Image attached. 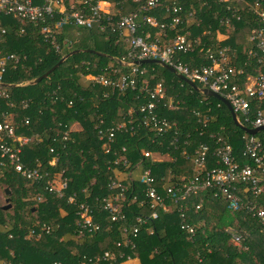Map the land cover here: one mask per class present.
I'll return each instance as SVG.
<instances>
[{
  "label": "trees",
  "instance_id": "1",
  "mask_svg": "<svg viewBox=\"0 0 264 264\" xmlns=\"http://www.w3.org/2000/svg\"><path fill=\"white\" fill-rule=\"evenodd\" d=\"M98 1L112 4L123 15L136 8L131 0H94ZM178 2L184 13H192L188 23L178 27L179 32L190 31L205 46H228L234 53L231 64L236 69L244 74H264V64H257L246 55L253 47L247 42V35L257 26L252 8L256 3L264 11V0H232L230 9L235 11V16L230 18L227 27L219 23L226 15L219 5L208 0ZM164 4L162 0L156 9L158 14L154 15L167 20L169 14L163 10ZM0 27L5 29L0 40V57L13 54L19 59L15 66L7 63L1 76V83L10 87H0L7 95V98L0 97V122L11 121L14 135L29 138L21 153L24 167L36 168L48 177L58 174L66 180L61 197H57L45 191L46 178L32 183L13 172L7 163L0 168V264H90L88 259L100 257L104 252L108 259L99 264H120L126 257L136 259L138 264H264V235L256 220L243 211L230 213L222 200L209 195L191 198L186 208L180 205L183 220L179 219V206L165 201L169 212L158 210L156 220L146 221L131 238L132 250L117 246L130 237L129 227L135 216L147 218L149 215L147 207L139 205L145 201L144 186L139 183V176H132L135 170L140 175L148 169L157 182L189 176L192 151L201 143L213 149L210 134L229 144L237 155L243 132L233 124L222 103L197 93L154 64L134 66L136 87L133 90L111 94L106 88L83 82L82 78L88 75H108L110 69L125 75L133 73L132 68L119 62L130 48L115 33L63 25L53 35L58 46L55 51L37 29L17 19L0 15ZM21 28L24 32L20 34ZM141 32H148L153 38L156 30L140 26ZM172 35L168 33L167 37ZM73 50L86 52L70 56L38 83L26 84ZM176 58L193 66L201 64L202 54L195 51ZM157 80H162L163 98L156 103V113L175 125L160 137L137 124L140 118L137 109L147 101L143 82L151 90ZM122 118L131 123L126 131L116 134L113 149L125 146L127 162L126 166H114L115 158L103 152L94 128L98 120H102L105 128ZM238 120L246 126L241 117ZM72 126L78 129L71 130ZM49 149L53 152L49 153ZM183 149L186 156L181 155ZM145 151L159 152L169 159L151 162L143 157ZM53 158L54 164L49 165ZM113 169L126 176L122 181L126 190L122 201L123 219L109 223L97 200L116 193L108 189ZM156 188L161 194L158 184ZM69 197H73V202H68ZM79 203L91 206L100 230L75 239V213ZM5 205L10 207L3 210ZM180 222L193 228L191 236L179 228ZM42 224L50 228L48 234H42L39 239L28 236L30 230L36 231ZM228 228L245 238L240 247L228 242Z\"/></svg>",
  "mask_w": 264,
  "mask_h": 264
},
{
  "label": "built area",
  "instance_id": "2",
  "mask_svg": "<svg viewBox=\"0 0 264 264\" xmlns=\"http://www.w3.org/2000/svg\"><path fill=\"white\" fill-rule=\"evenodd\" d=\"M0 0V15L17 19L22 24H28L37 29L45 42L58 51V46L53 40L55 32L63 25L79 28H96L100 32L115 33L130 48L126 57L119 61L126 67L132 68V74H122L117 69H110L108 75L85 76L83 82L106 88L111 94L123 92L136 87L133 62L143 60H156L170 67L176 74L183 76L193 84L201 85L208 91L219 95L227 101L239 124L238 116L242 118L247 129H258L254 135L243 132L240 137L241 148L234 155L229 144L221 138L209 135L213 141V149L208 145L199 144L190 158L191 173L189 176H179L173 181L160 179L158 182L145 169L139 175L138 181L144 186L143 196L145 201L139 203L149 210L147 218L135 216L129 227L130 237H126L117 246L133 249L131 238L135 237L146 221L157 219V211L169 212L165 201L179 206V219L184 218L182 207L193 197L209 195L213 199L222 200L226 210L230 213L243 211L248 217L256 220L260 232L264 235V74H244L241 69H236L231 61L234 59L233 51L228 46L212 48L205 46L198 36H191L190 31H178V27L187 24L192 13H184L178 0H163V10L168 13L167 20L159 18L154 14L162 0H131L136 4L135 10L127 14H111L94 0ZM224 9L226 15L219 19L220 25L227 27L230 18L235 16V11L230 9L232 0H208ZM206 3V2H205ZM250 10V9H249ZM257 26H253L247 35V42L253 47L247 50V58L255 60L257 64H264V11L259 10L255 3L252 8ZM229 13V16L227 15ZM141 14H145L141 16ZM56 15H58L57 21ZM140 19V23H138ZM238 20V17H235ZM164 20V21H163ZM200 20L196 21L195 27L199 26ZM140 26L156 30L155 36L150 37L148 32L139 33ZM21 28L19 33H23ZM168 33L173 35L168 38ZM5 34V29L0 27V40ZM65 44V43H63ZM195 51L202 54L201 64L190 66L176 58L177 55H190ZM19 59L13 54L0 57V83L7 63L15 66ZM141 74V72L139 73ZM142 91L147 94V101L140 105L137 112L140 116L138 125L145 131L153 132L156 136H164L170 128L175 125L169 123L165 118L158 117L156 103L163 98L162 80H157L151 90L146 89L144 83ZM0 97L7 95L0 91ZM25 107V104L23 105ZM168 109H172L169 106ZM130 111L127 112V115ZM27 124V119H23ZM131 123L124 118L111 122L109 127H103L102 120L95 125L97 140L101 142V149L105 154H111L115 160L114 166L121 164L126 166V147L121 146L114 150L113 144L118 132L126 131L127 125ZM131 130L132 127H129ZM29 142V138L14 135L11 121L0 122V168L6 163L25 180L29 182H45V191L49 195L61 197L66 186V180L58 174L49 176L41 174L38 169L26 168L21 162L22 149ZM49 149V153H52ZM144 158L151 162H162L169 157L161 153L142 152ZM181 155L186 156L185 150ZM53 158L49 165H53ZM114 172H119L113 169ZM159 185L161 194L156 185ZM109 190H116L112 196L97 200L101 211L107 215L109 223H115L123 219L122 201L126 190L122 181L115 176L109 178ZM73 197L68 202H73ZM181 205V206H180ZM199 205L195 206V210ZM76 228L75 239L84 235L94 234L100 230V225L94 221L92 208L87 203H79L75 213ZM181 220V221H182ZM179 228L186 231L190 236L193 228L180 222ZM50 228L44 224L38 226L37 230H30L29 235L39 239L42 234H48ZM125 232L126 229L124 228ZM149 232V231H148ZM228 242L233 247H240L244 241L242 234L233 228L226 230ZM121 258V256H120ZM108 259L107 252L100 257L88 259L90 264H99L100 261ZM131 260L126 257L125 261ZM123 262V263H124ZM120 263V264H123ZM79 264H84L80 262Z\"/></svg>",
  "mask_w": 264,
  "mask_h": 264
},
{
  "label": "water",
  "instance_id": "3",
  "mask_svg": "<svg viewBox=\"0 0 264 264\" xmlns=\"http://www.w3.org/2000/svg\"><path fill=\"white\" fill-rule=\"evenodd\" d=\"M80 52H86V51L85 50H73V51L69 52L68 54H66L65 56H63L62 58H60V60L50 70H48L46 73H44L43 75H41L40 77H38V78H36V79H34L32 81L27 82L26 84H35V83H38L41 79L46 78L47 75H48V73H50L53 69L57 68L58 65L61 64V63H63L67 58H69L70 56L75 55L77 53H80ZM87 52L95 53L94 51H87ZM132 64L133 65L154 64V65H157V66L161 67L162 69H164V70L170 72L171 74L175 75L178 79H180L181 81H183L187 86H189L190 88H192L197 93H199V94H201L203 96H207V97L214 98L217 101H219L220 103H222L226 107L227 111L229 112L230 117H231V121L233 122V124L239 130H241L242 132H245V133H247L249 135H254L258 131V129H253V130L247 129L244 126H242L241 124H239L238 121H237V119H236L235 114L232 113L231 108L228 105L227 101L224 100L222 97H220L219 95L214 94V93L208 91L205 88H199V87H197L195 84H193L192 82L188 81L183 76L176 74L170 67L166 66L165 64H163V63H161L159 61H156V60H143V61L133 62ZM0 87H10V86L7 85V84H4V83H0ZM5 194L6 195H9V192L7 190H5ZM6 202H7V199L5 200V203ZM9 207H10V205H5V206H3L2 209L5 210V209H8Z\"/></svg>",
  "mask_w": 264,
  "mask_h": 264
},
{
  "label": "crops",
  "instance_id": "4",
  "mask_svg": "<svg viewBox=\"0 0 264 264\" xmlns=\"http://www.w3.org/2000/svg\"><path fill=\"white\" fill-rule=\"evenodd\" d=\"M100 3V6L103 8V10L111 13V14H118L120 13L119 10H114L113 9V5L108 3V2H105V1H98ZM78 127L76 126H72L71 127V130H77ZM118 180L120 181H123L125 179V175L121 172H114L113 174ZM132 176L134 178L138 177L139 176V171L138 170H135L132 174ZM123 264H138V261L136 259H131V260H128L126 262H124Z\"/></svg>",
  "mask_w": 264,
  "mask_h": 264
}]
</instances>
